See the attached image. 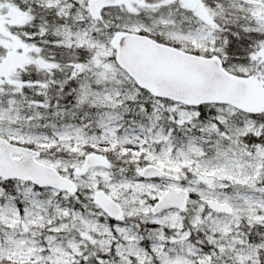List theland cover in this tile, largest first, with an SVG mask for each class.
<instances>
[{
	"label": "snow or ice",
	"instance_id": "1",
	"mask_svg": "<svg viewBox=\"0 0 264 264\" xmlns=\"http://www.w3.org/2000/svg\"><path fill=\"white\" fill-rule=\"evenodd\" d=\"M0 264H264V0H0Z\"/></svg>",
	"mask_w": 264,
	"mask_h": 264
}]
</instances>
